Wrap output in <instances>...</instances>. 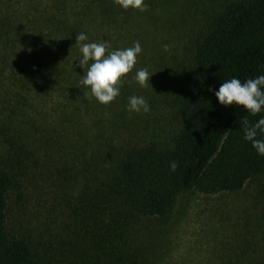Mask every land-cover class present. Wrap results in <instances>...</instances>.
I'll list each match as a JSON object with an SVG mask.
<instances>
[{
	"label": "trees",
	"instance_id": "1",
	"mask_svg": "<svg viewBox=\"0 0 264 264\" xmlns=\"http://www.w3.org/2000/svg\"><path fill=\"white\" fill-rule=\"evenodd\" d=\"M165 1L144 0L147 8L141 12L123 9L114 0H48L29 17L25 35L31 39L32 34L33 41L20 71L22 77L32 72L42 96L59 99L53 109L57 119L38 126L26 111L31 105L26 95H17L10 105L14 109L4 108L0 264H49L53 256L58 264H134V254L122 241L135 217H165L182 192H235L264 171V156L243 138L241 127L243 120L254 124L264 111L249 115L242 107L222 106L213 94L233 77L243 82L264 74V0H228L213 7L189 61L172 68L165 98L175 116L167 132L106 139L90 158L75 161L74 155L86 154V142L102 136L106 115L115 126H126L128 98L135 95L125 83L107 105L91 97L80 84L86 68L78 65L75 36L83 32L87 42L107 41L108 51L124 49L136 21ZM90 126L96 131L84 134ZM256 138L264 139V133ZM69 153L67 163L62 155ZM42 181L53 187L62 207L58 230L44 223L40 237L47 239L40 242L9 231L7 208L12 191ZM52 233L61 240L59 247ZM253 246L233 263L264 264V239Z\"/></svg>",
	"mask_w": 264,
	"mask_h": 264
},
{
	"label": "rangeland",
	"instance_id": "2",
	"mask_svg": "<svg viewBox=\"0 0 264 264\" xmlns=\"http://www.w3.org/2000/svg\"><path fill=\"white\" fill-rule=\"evenodd\" d=\"M224 1L228 0H167L161 7L157 6L153 12L136 21L138 23L134 29L126 35L124 48L138 41L142 51L132 71L123 77L122 84L127 83L136 96H143L150 106V112L130 113L124 123L126 126L120 128L114 125L115 121L108 120L111 119L110 115H106L108 126L101 130L102 136L86 142L83 146L86 154L74 155L75 161L90 158L91 151L97 145L99 147L108 142L106 139L119 141L127 135L146 138L160 130L167 132L175 116L165 98L172 68L189 61L194 42L204 30L205 19L214 6L218 7ZM47 2L0 0V153L4 145V108L14 109L15 106L10 105L15 103L18 94L30 99L28 104L31 105L26 111L38 126L43 127L57 119L53 109L59 99L45 93L42 96L37 91L32 72L22 77L20 71L25 66L23 54L25 56L26 49L33 41L32 34L31 39L25 35L30 27L28 19L42 10ZM141 23L143 27L139 26ZM142 68L150 74L154 73L149 77L150 86L143 88L134 79L135 72ZM27 83L30 90L26 88ZM84 119L89 118L85 116ZM95 131L90 126L84 134L90 135ZM62 159L69 163L72 155L63 154ZM52 191L53 187L46 181L34 188L23 185L19 190L12 191L8 196L7 208L9 231L29 235L41 242V239H47L40 237L44 223L58 230L61 218L56 220V217L61 214L62 206ZM54 237L52 233V239ZM262 238L264 171L235 192H182L165 217H135L122 242L134 254V264H228L233 263L242 251L254 247L255 243L261 244ZM52 241L59 247L60 239L55 237ZM55 257L50 259L49 264H58Z\"/></svg>",
	"mask_w": 264,
	"mask_h": 264
},
{
	"label": "clouds",
	"instance_id": "3",
	"mask_svg": "<svg viewBox=\"0 0 264 264\" xmlns=\"http://www.w3.org/2000/svg\"><path fill=\"white\" fill-rule=\"evenodd\" d=\"M114 2L123 9L132 8L143 12L147 8L144 0H114ZM87 40L83 32L75 36V43L81 54V58L77 60L78 65L81 69L86 68L81 75L80 84L88 89L91 97H94L98 103L107 105L120 94L123 77L132 71L142 49L136 41L131 47L108 51L107 41L87 42ZM152 74L147 69H138L134 79L143 88L150 86L149 77ZM213 94L222 106H239L249 115L255 116L264 111V74L243 82L233 77L222 82ZM87 98L86 95L85 99ZM127 110L130 113L146 114L150 112V106L143 96L133 95L128 98ZM241 125L244 129L243 138L251 142L257 155L264 156V139L256 138L258 132L264 133V116L251 126H248L246 120L241 121ZM176 167L175 161L169 163L171 171H175Z\"/></svg>",
	"mask_w": 264,
	"mask_h": 264
}]
</instances>
